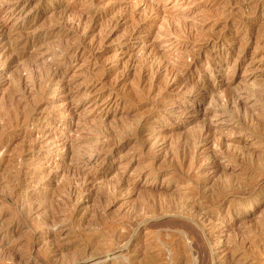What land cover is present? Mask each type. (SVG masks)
Listing matches in <instances>:
<instances>
[{
  "label": "rangeland",
  "instance_id": "374dc122",
  "mask_svg": "<svg viewBox=\"0 0 264 264\" xmlns=\"http://www.w3.org/2000/svg\"><path fill=\"white\" fill-rule=\"evenodd\" d=\"M263 115L264 0H0V264H264Z\"/></svg>",
  "mask_w": 264,
  "mask_h": 264
},
{
  "label": "bare ground",
  "instance_id": "6f19581e",
  "mask_svg": "<svg viewBox=\"0 0 264 264\" xmlns=\"http://www.w3.org/2000/svg\"><path fill=\"white\" fill-rule=\"evenodd\" d=\"M250 7V6H249ZM237 13V12H236ZM234 15V14H233ZM236 15V14H235ZM71 39V38H70ZM73 40V39H72ZM251 93V92H250ZM254 94V93H253ZM264 116V115H263ZM250 117V116H249ZM100 125V124H99ZM256 127V126H255ZM262 127V126H261ZM104 129V128H103ZM255 160V159H254ZM233 183V182H232ZM185 226H186V224H185ZM189 226V225H188ZM182 228H183V226H182ZM186 230V229H185ZM188 230V229H187ZM191 231V230H190ZM200 234V233H199ZM261 234H262V232H261ZM198 235V234H197ZM131 236V235H130ZM201 236V235H200ZM199 240V239H198ZM264 246V245H263ZM141 262V261H140Z\"/></svg>",
  "mask_w": 264,
  "mask_h": 264
}]
</instances>
